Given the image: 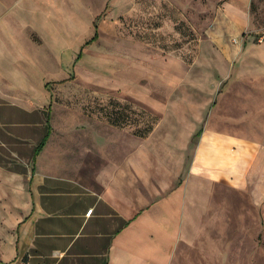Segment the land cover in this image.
Returning a JSON list of instances; mask_svg holds the SVG:
<instances>
[{
  "label": "rangeland",
  "instance_id": "1",
  "mask_svg": "<svg viewBox=\"0 0 264 264\" xmlns=\"http://www.w3.org/2000/svg\"><path fill=\"white\" fill-rule=\"evenodd\" d=\"M108 5L25 2L24 11L52 9L53 16L36 20L20 18L16 0H3L0 89L42 101L51 93L56 103L85 113L103 104L106 114L123 111L126 123L157 121L159 114H145L140 95H148L149 46L153 64L184 75L168 83L172 103L184 99L198 108L192 127L162 130L170 155L184 152L183 168L169 161V171L181 170L178 183L200 194L191 205L198 209L195 225L185 226L174 264H264V113L251 112L262 99L240 102L247 92L264 94V0H136L132 16L114 18L104 14ZM94 25L96 41L75 61ZM128 86L142 97L124 94ZM232 100L236 109L228 106Z\"/></svg>",
  "mask_w": 264,
  "mask_h": 264
},
{
  "label": "crops",
  "instance_id": "2",
  "mask_svg": "<svg viewBox=\"0 0 264 264\" xmlns=\"http://www.w3.org/2000/svg\"><path fill=\"white\" fill-rule=\"evenodd\" d=\"M42 1L16 0L18 16H53L47 6L42 15L23 10L25 2ZM93 1L109 3L106 17L136 10V0ZM86 41L75 61L96 40ZM260 51L264 68V42ZM153 54L148 46V95H140L145 114H159L157 121L145 116L143 123L134 117L126 123L123 111L106 114L103 104L85 113L56 103L51 93L42 101L0 89V264H174L185 226L195 225L198 209L191 205L200 194L178 183L181 170L169 171V161L183 168L184 152L177 148L170 155L162 130L192 127L198 108L184 99L172 103L168 83L184 81V75L153 64ZM135 87L124 94L142 97ZM261 93L247 92L240 102L262 99L251 112L264 113ZM246 127L252 129L251 122Z\"/></svg>",
  "mask_w": 264,
  "mask_h": 264
},
{
  "label": "trees",
  "instance_id": "3",
  "mask_svg": "<svg viewBox=\"0 0 264 264\" xmlns=\"http://www.w3.org/2000/svg\"><path fill=\"white\" fill-rule=\"evenodd\" d=\"M96 39H97V33L95 32L93 34V36L88 41L85 42V44H89V43L95 41ZM78 56H79V54H78Z\"/></svg>",
  "mask_w": 264,
  "mask_h": 264
},
{
  "label": "built area",
  "instance_id": "4",
  "mask_svg": "<svg viewBox=\"0 0 264 264\" xmlns=\"http://www.w3.org/2000/svg\"><path fill=\"white\" fill-rule=\"evenodd\" d=\"M90 213H91V210H90V211H88V212L86 213V215H87V216H89V215H90Z\"/></svg>",
  "mask_w": 264,
  "mask_h": 264
}]
</instances>
